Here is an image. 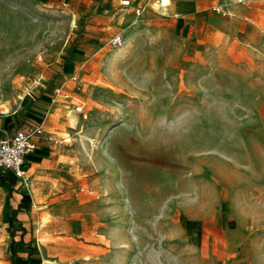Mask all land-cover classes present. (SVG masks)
I'll list each match as a JSON object with an SVG mask.
<instances>
[{
  "label": "rangeland",
  "instance_id": "1",
  "mask_svg": "<svg viewBox=\"0 0 264 264\" xmlns=\"http://www.w3.org/2000/svg\"><path fill=\"white\" fill-rule=\"evenodd\" d=\"M118 1L0 0V115L61 88L39 264H264V0Z\"/></svg>",
  "mask_w": 264,
  "mask_h": 264
},
{
  "label": "crops",
  "instance_id": "2",
  "mask_svg": "<svg viewBox=\"0 0 264 264\" xmlns=\"http://www.w3.org/2000/svg\"><path fill=\"white\" fill-rule=\"evenodd\" d=\"M51 92L52 90L49 89L48 91H45L44 89L37 88L32 92L34 94V97L33 100L27 102L28 105H21L19 108L14 109V111H12L10 114L0 115V137L3 134H11L14 132L15 129L24 127L27 124L29 125L38 122H43V127L45 129L46 134L51 133L57 127L52 124V121L55 120V112L53 105L49 103L51 101ZM64 141L68 142L66 139H64ZM50 142L51 141L47 140L45 136L36 137L34 151L26 155L25 157V173L28 172V170L30 169H34L36 171H38L39 169L41 173L37 172L33 177H31L28 182H26L25 185L22 183V181L25 180V175L24 179L16 178L18 179V182L15 187H18L19 190H26L30 196L29 206L26 209L20 210L17 214V217L23 222L28 231L24 236L25 239L31 238L33 240L31 236V227L33 220H31L30 208L37 204L41 205L43 203L39 191V186L41 184H44L46 180L41 181L39 177L42 176V171H45L44 167H46L47 165L50 166L55 162H58V159L55 157V151L53 150L54 147L50 145ZM0 187H2L4 190V193L1 194L0 197V229L4 227L7 229L6 235L4 236V233H1L2 238L0 239V241L4 240L2 242L1 252H3L5 257L7 256L6 259H3L2 264H10L11 258L10 254L6 251V246L7 242L10 240L11 237L9 233L8 219L3 216V206L5 205L6 198L8 195V186L0 185ZM35 192L39 194L38 202H34ZM18 200L19 194L13 193L12 196L9 198V203L11 206H15ZM40 205L38 206V208L45 209L46 211L45 206L48 204L44 203L41 206ZM34 244L37 246L39 258L32 259L31 261L33 263L39 264L41 251L38 245L36 243ZM0 256H2V253Z\"/></svg>",
  "mask_w": 264,
  "mask_h": 264
},
{
  "label": "built area",
  "instance_id": "3",
  "mask_svg": "<svg viewBox=\"0 0 264 264\" xmlns=\"http://www.w3.org/2000/svg\"><path fill=\"white\" fill-rule=\"evenodd\" d=\"M118 3L121 6H130L132 4L131 0H119ZM140 11L139 5L133 8V12L136 15L140 14ZM121 42L120 34H115L110 39L111 45L115 47L120 45ZM70 78L75 80L76 76L72 75ZM60 94L61 88L54 87L51 92V101ZM81 109V104L75 106V111L81 112ZM83 117H85L84 114ZM40 136H45L47 140L53 143L59 142L51 133L46 134L43 122L29 124L26 128L16 130L11 134H3L0 137V171H7L16 178L24 179L25 157L34 151L35 138Z\"/></svg>",
  "mask_w": 264,
  "mask_h": 264
},
{
  "label": "trees",
  "instance_id": "4",
  "mask_svg": "<svg viewBox=\"0 0 264 264\" xmlns=\"http://www.w3.org/2000/svg\"><path fill=\"white\" fill-rule=\"evenodd\" d=\"M24 127L17 128L24 129ZM18 179L7 171H0V185L8 186V195L5 205L3 206V216L8 219L10 240L7 242L6 251L10 254V264H37L32 259L39 258L37 246L31 238L25 239L24 236L28 232L26 226L17 217L20 210L26 209L30 204V196L26 190H19L15 187ZM13 193L19 194V200L15 206H11L9 198Z\"/></svg>",
  "mask_w": 264,
  "mask_h": 264
},
{
  "label": "bare ground",
  "instance_id": "5",
  "mask_svg": "<svg viewBox=\"0 0 264 264\" xmlns=\"http://www.w3.org/2000/svg\"><path fill=\"white\" fill-rule=\"evenodd\" d=\"M155 5H158L161 7L162 10L167 11L169 9H171L173 12H175L176 14L179 12L178 8H179V3L176 0H156ZM163 11V12H164ZM18 98L22 99L23 96L19 95ZM0 108H5L8 109L10 108V102L8 100L2 101ZM2 112L4 111L3 109L1 110ZM72 123H74L72 121V119H70ZM67 140V139H66ZM37 196L34 194V202L36 201ZM40 228L44 231H66L69 226L67 225V223L65 222L63 216L61 217H57V218H51L49 213H45L42 217H41V222H40ZM42 240V239H41ZM44 247L46 248V250L48 252H59L62 247L63 244L57 241H51L50 243H43Z\"/></svg>",
  "mask_w": 264,
  "mask_h": 264
}]
</instances>
